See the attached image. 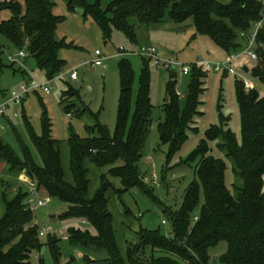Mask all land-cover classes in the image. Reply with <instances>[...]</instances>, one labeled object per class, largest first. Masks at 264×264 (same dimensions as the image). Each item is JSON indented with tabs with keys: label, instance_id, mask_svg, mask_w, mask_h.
<instances>
[{
	"label": "trees",
	"instance_id": "obj_1",
	"mask_svg": "<svg viewBox=\"0 0 264 264\" xmlns=\"http://www.w3.org/2000/svg\"><path fill=\"white\" fill-rule=\"evenodd\" d=\"M64 2L69 10L81 9L84 16L98 26L104 40H109L112 32L116 31L131 45L139 44L135 22L151 26L165 20L182 23L191 19L196 36L206 37L227 56L243 51L246 47L243 36L251 33L253 26L261 20L263 11V5L257 0H229L228 3L221 0ZM53 6L54 0L0 2V12H10L7 20L0 21V56L4 51L1 42L4 40L15 54L20 51L26 54L21 61L32 59L46 80H53L65 72V62L58 54L68 47L64 41L54 38L63 18L52 13ZM255 46L257 59L251 67L244 66L248 72L245 73L243 67L242 73L253 83L264 86V22L257 33ZM143 61L151 63L146 59ZM15 64L18 63L11 62V66ZM2 68L0 60V72ZM206 72L196 63L190 65L188 74H191V82L183 108L179 107L176 82L172 76L166 86L164 120L159 123L158 131L161 142L171 144L168 160L186 138V131L193 129L190 124L197 114L201 83L206 78ZM119 74L120 98L114 138L80 102L75 90L68 87L61 94L60 103L65 104L63 110L67 115L73 112L77 117L87 113L94 120V124L87 128L88 137L79 138L72 134L68 140L72 183L64 180L58 143L50 136L46 112H43L41 119V135L35 136L29 129L41 164L33 160L25 146H21L20 158L0 140V163L8 169V175L17 178L23 174L36 184L39 197L46 196L66 204L67 211L60 216V220L79 224L68 228L70 248L80 249L87 254L105 252L106 259L100 264H264V97L255 87L245 91L244 84L236 82L241 139L239 141L228 128L229 118L220 114L219 124L206 131V139L184 162L196 163L195 179L185 189L180 208L173 211L145 188L137 170L150 126L152 107L147 72L145 69L141 72L133 112V70L125 59L119 63ZM72 99L80 103L81 110L76 108L75 102H70ZM6 122L9 123V120ZM208 143L214 144L230 161L233 175L231 190L224 182L225 164L212 156ZM86 161L98 168L120 161L121 164L110 168L108 174L120 180L121 188H113L103 174L98 190L90 197ZM2 184L3 179L0 178V202L3 208L0 215V264H32V255L40 252L44 246L52 264H61L60 239L50 235L45 244L39 241V228L27 204L30 195L28 189L24 191L21 186L13 191L15 196L8 199V193L12 190H4ZM135 187L143 190L159 206L170 222V232L164 235L141 228L135 233L136 242L127 245L125 252H122L115 240L106 193L112 189L114 194L119 195ZM220 244L226 245L225 253L218 259L212 258V252ZM87 254L84 261H88Z\"/></svg>",
	"mask_w": 264,
	"mask_h": 264
},
{
	"label": "rangeland",
	"instance_id": "obj_2",
	"mask_svg": "<svg viewBox=\"0 0 264 264\" xmlns=\"http://www.w3.org/2000/svg\"><path fill=\"white\" fill-rule=\"evenodd\" d=\"M4 0H0L2 2ZM9 1V0H6ZM228 3L229 0H221ZM52 13L63 18L58 24L54 38L56 41H64L68 47L59 51V58L65 62V72L62 78H55L51 84V93L45 95L43 92L29 94L22 104H11L6 111L9 123L0 118V140L8 144L18 155L22 157L21 146L28 148L33 160L41 164L39 154L34 147L29 129L35 136L41 135V119L46 112L50 124V136L58 143L61 167L64 171V180L72 183L69 170V147L68 140L72 134L79 138L88 137L87 128L94 124L87 113L74 116L73 112L67 115L60 103L61 94L68 87L76 91L77 98L86 106L97 121L105 126L111 138L115 137L117 111L120 98V74L119 63L122 59L127 60L133 70V84L131 91V112L134 109L135 99L139 90V80L143 69L146 70L149 82V99L151 104L150 126L145 136L142 147V158L137 164L138 175L147 190L162 204L173 211L180 208L183 195L187 186L194 181L195 162L184 163L191 152H193L202 140L206 139V131L211 126L219 124V115L229 118L228 128L241 139L239 111L236 102V82L250 80L243 75L244 66L251 67L254 62L244 54L238 52L237 57L231 62L234 75L225 72H206V78L202 81V92L199 97L197 114L193 117L190 128L186 131V138L168 160L170 143H162L159 138L158 125L164 120L163 107L166 102V86L172 76L175 80V91L178 95L179 107L183 108L188 88L191 82V74L183 75L180 68L165 69L156 67L153 63L144 62L136 55L121 54L122 48L125 52H137L139 47L153 46L162 58H169L173 62L184 65H192L197 61H225L229 57L206 37L196 36L193 23L188 19L182 23L165 20L157 25H138L135 28L139 37L138 45H131L119 32L113 31L109 40H104L103 34L98 26L89 17H85L81 9L69 10L64 0H54ZM10 17L8 10L0 12V21ZM4 51L0 56L3 68L0 72V104L4 103L12 92L18 93L19 86L33 79L38 83L46 82L40 71L37 70L32 59L18 62L12 65L7 55L14 56V52L8 44L2 40ZM101 53L102 65L92 67L97 60L95 52ZM76 70L77 79L71 81L69 73ZM250 82H252L250 80ZM253 83V82H252ZM253 87L264 97V86L253 83ZM245 89V91L251 90ZM71 100L70 102H75ZM77 109H82L80 103L75 102ZM14 115L16 117H14ZM29 124V127H28ZM212 150V156L224 162L226 170L224 182L228 190L232 189L233 175L231 164L224 154L208 143ZM117 161L114 165L102 168L95 167L88 161L85 166L88 169L89 188L88 195L95 194L100 186L101 175H106L113 188L120 189V180L109 176L110 168L120 165ZM8 169L0 163V178L3 179L2 187L12 190L8 193V199H12L21 186L24 191L28 185L24 183V176L17 178L9 176ZM26 180V179H25ZM14 191V192H13ZM150 193L148 195H151ZM108 199V210L112 216V226L115 240L125 252L127 245L136 242L135 233L139 229L168 235L170 222L162 213L157 204L152 202L146 193L139 188H131L128 191L114 194L112 189L106 193ZM1 198V185H0ZM47 199L45 206L37 208L34 212V220L37 227L43 228L47 233L39 238L40 243L45 244L49 236L56 235L60 239L61 264H100L106 259L105 252L85 253L80 249L70 248L67 231L71 226L79 224L63 223L60 216L67 211V205L55 199ZM202 202V197L200 199ZM3 208L0 202V215ZM125 214V215H124ZM162 221L165 224H162ZM226 251V245L220 244L213 252L212 258L218 259ZM85 254L88 261H84ZM32 264H52L47 248L44 246L40 252L32 255Z\"/></svg>",
	"mask_w": 264,
	"mask_h": 264
},
{
	"label": "built area",
	"instance_id": "obj_3",
	"mask_svg": "<svg viewBox=\"0 0 264 264\" xmlns=\"http://www.w3.org/2000/svg\"><path fill=\"white\" fill-rule=\"evenodd\" d=\"M259 3L263 5V11H262V16L261 20L257 22L253 28L252 31L249 35L243 36L246 38V47L243 49L244 54H246L251 61H256L257 59V53H256V46H255V41H256V36L258 31L262 28L263 22H264V0H257ZM121 54L124 55H132L136 54L140 56L143 59L149 60L151 63H153L154 66L156 67H162L165 69H173L176 67L180 68V72L183 75H187L190 72V66L184 65L178 62H173L170 59L162 58L156 48L153 46H141L139 47L137 52H125L122 48L120 49ZM95 56L97 58L96 61H94L91 65L92 67H99L102 65V58H101V53L99 51L95 52ZM26 57V54L23 51H20L19 53L15 54L14 56L9 55L8 60L12 63H18L22 59ZM229 61L228 62H223V61H217V62H212V61H204L200 60L197 61L196 64L200 65L203 67L204 70L206 71H213L216 73L221 72V69L224 68V70L231 75H234V71L231 68V62L233 59L237 57V55H230ZM63 74H60L56 78H62ZM69 79L71 81H75L77 79V73L76 70H73L69 73ZM54 80V79H53ZM53 80H46L44 83H38L35 80L31 79L28 82L21 84L19 86V92L15 93L12 92L9 96V98L2 104H0V117L5 118L6 117V111L9 108L11 104L14 105H19L26 99V97L34 91H41L45 95H49L51 93V87L50 84ZM243 84L245 89H250L253 88V85L251 82L248 80L243 79ZM14 117H16L14 115ZM21 176H24L23 174ZM24 183L28 185V191L30 193L27 204L29 209L34 213L37 208L43 207L46 204L47 199H43L42 197H39L37 195V186L35 183H33L31 180L26 178L25 176L23 177ZM26 179V180H25ZM196 220V218H195ZM162 224H165L164 221H162ZM47 231H45L43 228L39 229V237H43Z\"/></svg>",
	"mask_w": 264,
	"mask_h": 264
},
{
	"label": "crops",
	"instance_id": "obj_4",
	"mask_svg": "<svg viewBox=\"0 0 264 264\" xmlns=\"http://www.w3.org/2000/svg\"><path fill=\"white\" fill-rule=\"evenodd\" d=\"M142 46H145V45H143V44H141ZM141 47V46H140ZM166 59H169V58H166ZM26 64V62L24 61V65ZM2 120H4V121H6V120H8V118L7 117H5V118H3V117H0ZM2 165H4V164H2ZM91 263L92 264H94V262L93 261H91Z\"/></svg>",
	"mask_w": 264,
	"mask_h": 264
},
{
	"label": "water",
	"instance_id": "obj_5",
	"mask_svg": "<svg viewBox=\"0 0 264 264\" xmlns=\"http://www.w3.org/2000/svg\"><path fill=\"white\" fill-rule=\"evenodd\" d=\"M243 70L245 71V73H247V72H248V69H247V67H244V68H243Z\"/></svg>",
	"mask_w": 264,
	"mask_h": 264
}]
</instances>
